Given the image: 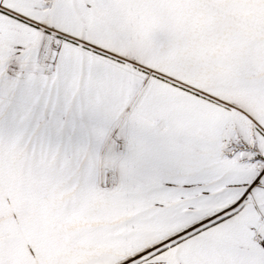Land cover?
Segmentation results:
<instances>
[{
	"label": "snow or ice",
	"instance_id": "1",
	"mask_svg": "<svg viewBox=\"0 0 264 264\" xmlns=\"http://www.w3.org/2000/svg\"><path fill=\"white\" fill-rule=\"evenodd\" d=\"M0 264H264V0H0Z\"/></svg>",
	"mask_w": 264,
	"mask_h": 264
}]
</instances>
